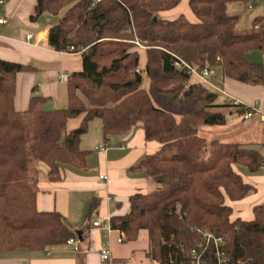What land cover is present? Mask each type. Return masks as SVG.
<instances>
[{"label": "trees", "instance_id": "obj_1", "mask_svg": "<svg viewBox=\"0 0 264 264\" xmlns=\"http://www.w3.org/2000/svg\"><path fill=\"white\" fill-rule=\"evenodd\" d=\"M250 1L188 0L190 21L164 16L182 0H35L30 21L58 18L47 45L56 52L73 48L82 71L68 77L65 107L47 110L48 99L34 95L20 111L17 76L34 69L0 59V254L44 252L75 238L58 213L37 210L34 163L47 166L51 182L59 180L61 165L86 169L91 152L80 141L98 120L105 145L138 124L146 141L160 145L134 167L154 190L131 195L128 213L110 218L112 230L127 242L146 231V256L157 264H191L201 241L197 229L224 240L228 264H264V206H254L248 221L233 218L231 207L254 191L236 166L260 173L264 144L257 149L200 137L201 127H223L244 110L217 104V92L191 83L175 66L182 60L197 71L219 69L232 81L262 85L263 64L246 55L264 57V16L252 19L248 33L236 34L239 17L228 14L230 5ZM135 40L147 49L139 51ZM142 54L145 66L137 72ZM81 116L68 131V122Z\"/></svg>", "mask_w": 264, "mask_h": 264}, {"label": "crops", "instance_id": "obj_2", "mask_svg": "<svg viewBox=\"0 0 264 264\" xmlns=\"http://www.w3.org/2000/svg\"><path fill=\"white\" fill-rule=\"evenodd\" d=\"M257 1L255 8H248L254 11V18L264 16V0ZM180 5L164 16L174 18L181 14ZM34 6L35 0H3L0 4V19L5 21L0 25V59L34 69L31 73L17 76L16 109L25 110L31 97L38 95L48 99L46 109L52 111L67 105V82L61 81L60 76L65 74L69 77L81 72L82 59L77 53L49 49L48 29L58 23V18L45 14L36 22H31L29 18ZM29 35L31 38L27 40ZM246 58L264 66V57L259 52H249ZM144 66L145 55L142 54L139 69L142 71ZM214 70L213 81L218 90L238 100L243 106L253 105L257 108V112L248 120H244L241 115H231L228 123L215 131H228L234 136L233 141L220 142L258 148L264 144V83L255 87L244 85L222 77L219 69ZM219 95L223 97L222 103L226 104V97ZM81 120L82 116L68 122L67 130L76 129ZM104 145L101 124L94 120L80 141V148L91 152L86 169L61 165L59 180L51 182L47 177V166L34 164L38 175L37 210L58 213L74 233L78 249L74 250L65 244L44 252L17 250L0 254V264H157L146 256V231H141L136 241L127 242L124 237L122 243H118L121 238L119 231L112 230L106 235L92 224L97 219L110 220L112 216L127 214L128 198L131 195L147 194L152 187L154 190L155 185L146 177L145 172L134 167L145 156L157 152L160 145L145 140L140 124L124 135L112 137L105 145V152L95 150ZM236 171L254 187V191L242 201L231 204L233 218L248 221L252 218L254 206H264V169L258 174L237 168ZM101 177H106V180H101ZM105 242L109 243L110 262H102L99 258V250Z\"/></svg>", "mask_w": 264, "mask_h": 264}, {"label": "built area", "instance_id": "obj_3", "mask_svg": "<svg viewBox=\"0 0 264 264\" xmlns=\"http://www.w3.org/2000/svg\"><path fill=\"white\" fill-rule=\"evenodd\" d=\"M3 0H0V4H2ZM5 21L0 19V25L4 24ZM27 40L31 38V36L26 37ZM134 46L141 52H144L147 47L146 43L140 42L138 40H135ZM68 53H74L73 48H70L68 50ZM79 54V53H77ZM175 66L178 70H185L188 74L191 76H195L199 83L206 86L207 88L224 95L226 104H229L235 108H242L244 110V113L242 115V118L244 120L250 119L255 112H257L256 106H243L238 100L225 95L223 92L218 90L215 87L213 78L215 76V73L212 69L209 68H204L201 71H197L196 68L190 66L189 64L183 62L182 60H179L178 62L175 63ZM141 71L140 69L137 70ZM63 82H67L68 77L64 74L61 75L59 78ZM95 150H98L100 152H105L106 151V146H101L99 148H96ZM101 180H106V177H101ZM92 226L94 228H99L105 234H109L112 229L110 225L109 220H102V219H97L96 221L93 222ZM197 234L199 238L201 239L200 243L196 245L194 249L191 250L190 253V258H191V264H228V258L227 255L224 251V240L216 236L215 233L208 232L205 230H199L197 229ZM124 238V235L121 234V238L118 239V243H122ZM67 245L71 246L74 250L78 249V241L74 238L69 239L66 242ZM210 252V256H208V251ZM99 258L102 262H110L111 261V252H110V247L109 243L105 242L103 247L99 250Z\"/></svg>", "mask_w": 264, "mask_h": 264}, {"label": "rangeland", "instance_id": "obj_4", "mask_svg": "<svg viewBox=\"0 0 264 264\" xmlns=\"http://www.w3.org/2000/svg\"><path fill=\"white\" fill-rule=\"evenodd\" d=\"M257 3H258L257 0H251L250 2L232 4L228 7L229 15H237L239 17V21L235 29L236 34H245L249 32L251 20L254 18V11L249 10L248 8L249 7L255 8ZM179 11L182 15L185 16L186 19L190 21H195V18L192 15L189 9V6H188V0L182 1ZM142 61H143V57H142ZM141 63L143 64V62ZM213 71L215 70L213 69ZM191 83H199V81L195 76H191ZM222 100H223V97L218 94L216 103L223 104ZM205 128L206 129L199 130V136L204 138L206 141H212L215 139H218L219 141H225V142L233 141L234 136L230 135L228 131L226 130L223 132H217L215 130H218L219 127H205ZM236 168L237 170H241V171L246 170L244 167L238 166V165L236 166ZM150 191H153V187Z\"/></svg>", "mask_w": 264, "mask_h": 264}]
</instances>
